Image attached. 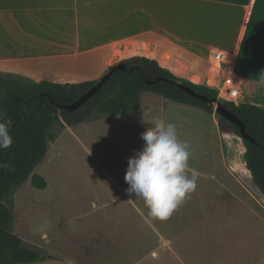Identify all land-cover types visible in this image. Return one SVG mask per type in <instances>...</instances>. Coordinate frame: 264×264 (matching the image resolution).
Instances as JSON below:
<instances>
[{
	"label": "rangeland",
	"instance_id": "374dc122",
	"mask_svg": "<svg viewBox=\"0 0 264 264\" xmlns=\"http://www.w3.org/2000/svg\"><path fill=\"white\" fill-rule=\"evenodd\" d=\"M114 47L118 49L115 64L147 54L133 49L121 55L119 44ZM207 52L194 58V75L202 80L207 67L202 59ZM53 75L45 74L46 80L61 82ZM194 75L178 78L197 82ZM144 100L139 110L98 115L69 127L50 145L36 169L47 179L48 187L37 189L29 179L12 195L15 230L25 246L39 245L44 253L48 246L56 259L73 264L77 263L66 255H93L102 250L112 264H264V194L257 189L259 202L236 182L234 176L240 173L231 170L230 151L238 153L252 183L253 179L243 141L232 130L221 128L231 172L220 167L224 179L213 174L198 180L196 190L167 221L150 218L142 199L122 193L129 187L124 179L129 158L142 150L141 134L153 121L175 124L179 138L189 144L190 167L207 165L205 145L218 142V126L205 110L164 100L152 92L145 93ZM163 101L168 102L164 110ZM214 112L218 113L217 105ZM184 122L187 125L180 124ZM47 237L51 243L46 245ZM153 250L158 252L157 260L150 255Z\"/></svg>",
	"mask_w": 264,
	"mask_h": 264
},
{
	"label": "crops",
	"instance_id": "0c3cea01",
	"mask_svg": "<svg viewBox=\"0 0 264 264\" xmlns=\"http://www.w3.org/2000/svg\"><path fill=\"white\" fill-rule=\"evenodd\" d=\"M115 43L121 55L140 49L185 78L194 75L198 53L208 51L207 57L213 47L234 52L235 72L246 103L264 106V0H0V76L40 82L47 81L45 74L51 73L61 83L99 80L115 64ZM207 70L208 64L203 78ZM194 78L202 80L198 74ZM167 103H161L162 110ZM209 115L218 126L219 137L215 145H205L207 165L191 167L199 173V181L221 175L220 167L231 169L222 129H232L216 112ZM245 151L244 146L243 154ZM230 154L231 170L241 176L234 174L236 182L259 197L238 153ZM122 193L129 195L125 190ZM47 238L46 245L51 243ZM46 247L45 259L20 264H73L56 259ZM66 257L77 264H112L103 250Z\"/></svg>",
	"mask_w": 264,
	"mask_h": 264
},
{
	"label": "trees",
	"instance_id": "16d2710c",
	"mask_svg": "<svg viewBox=\"0 0 264 264\" xmlns=\"http://www.w3.org/2000/svg\"><path fill=\"white\" fill-rule=\"evenodd\" d=\"M119 63L125 69L115 70L101 90L76 110L65 108L83 97L99 80L80 83L55 81L30 82L12 76H0V120L11 121L13 144L0 149V264L31 263L47 256L38 246L27 247L15 231L12 210L15 190L29 179L32 186L44 190L47 179L36 168L46 157L67 126L81 125L94 116H117L141 107L143 92H154L166 100L196 106L214 113L223 105L245 126L220 117L243 139L244 158L256 187L264 194V106L218 100L217 90L190 79L180 80L170 69L150 56H134ZM186 86L210 101H203L183 88ZM57 128V132L54 129Z\"/></svg>",
	"mask_w": 264,
	"mask_h": 264
},
{
	"label": "clouds",
	"instance_id": "9594fccd",
	"mask_svg": "<svg viewBox=\"0 0 264 264\" xmlns=\"http://www.w3.org/2000/svg\"><path fill=\"white\" fill-rule=\"evenodd\" d=\"M151 124L141 134L142 150L129 158L124 179L127 193L143 200L150 218L167 221L196 190L199 173L190 167L189 144L179 138L175 124L162 119ZM10 127V120H0V149L13 144ZM150 255L159 258L156 250Z\"/></svg>",
	"mask_w": 264,
	"mask_h": 264
},
{
	"label": "built area",
	"instance_id": "2783aa9c",
	"mask_svg": "<svg viewBox=\"0 0 264 264\" xmlns=\"http://www.w3.org/2000/svg\"><path fill=\"white\" fill-rule=\"evenodd\" d=\"M205 61L208 64L207 73L204 79L197 83H204L217 90L219 101L232 102L238 106L246 103L247 96L242 91L235 72L236 54L213 47Z\"/></svg>",
	"mask_w": 264,
	"mask_h": 264
},
{
	"label": "water",
	"instance_id": "95a60500",
	"mask_svg": "<svg viewBox=\"0 0 264 264\" xmlns=\"http://www.w3.org/2000/svg\"><path fill=\"white\" fill-rule=\"evenodd\" d=\"M125 67H126V65L124 63H119V64L115 65L113 67V69L109 70L105 75H103L101 77L99 82L94 87H92L90 89V91H88L83 97H81L80 99H78L74 103L69 104V105H65V108L70 109V110H76L79 107H81L83 104H85V102H87L89 99H91L95 94H97L101 90L102 86L109 80V77L111 76V74L115 70L125 69ZM183 88L186 89L188 92L192 93L193 95H195L196 97L201 98L203 101H207V102L210 101L205 96H202V95H199L195 92H192L191 89L187 88L186 86H183ZM217 112L223 118L239 125L241 127L243 134H245V126H244L243 122L235 114H233L232 112L227 110L223 105H218Z\"/></svg>",
	"mask_w": 264,
	"mask_h": 264
}]
</instances>
